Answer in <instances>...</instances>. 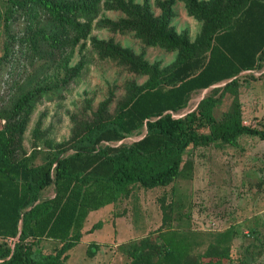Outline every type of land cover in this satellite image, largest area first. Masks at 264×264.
Instances as JSON below:
<instances>
[{
    "label": "rangeland",
    "instance_id": "obj_1",
    "mask_svg": "<svg viewBox=\"0 0 264 264\" xmlns=\"http://www.w3.org/2000/svg\"><path fill=\"white\" fill-rule=\"evenodd\" d=\"M52 1L96 4L98 16L90 31L77 36L69 23H62L34 0H0L6 23L0 29V131L24 122V133L20 137L14 134V156H37L33 164L69 146L95 124L113 118L137 88L151 81L153 73H141V67L135 68L137 63L114 59L112 51L130 53L154 73L169 69L180 59L179 49H169L130 27L129 22L135 21L130 14L134 9H147L155 17L169 13V26L187 36L200 49L197 53L204 50L200 46L203 22L190 13L185 0ZM77 21L88 28L87 20ZM110 46L114 48L108 50ZM75 70H79L77 74ZM239 85L243 124L264 129V65L243 72ZM31 92L36 95L28 113L16 114L18 100ZM208 93L209 89L199 91L187 107L171 111L175 120H186L183 130L194 126L199 133L211 134L210 124L190 122ZM219 94L214 115L222 123L235 104V95L229 91ZM147 131L145 126L117 144H130ZM184 158L182 172L171 185L145 188L135 184L129 196L93 211L88 224L103 222L93 229L103 241L96 238L94 244L76 245L70 251L69 264H137L136 251L149 254L150 249H158L143 240L150 237L155 242L158 230L169 226L203 233L232 226L235 237L227 264H264V140L243 135L235 144L198 143L188 148ZM205 239L207 243L192 259L206 252L209 237ZM6 243L14 246L12 241ZM89 249L98 254L89 255ZM152 254L141 264H149Z\"/></svg>",
    "mask_w": 264,
    "mask_h": 264
},
{
    "label": "trees",
    "instance_id": "obj_2",
    "mask_svg": "<svg viewBox=\"0 0 264 264\" xmlns=\"http://www.w3.org/2000/svg\"><path fill=\"white\" fill-rule=\"evenodd\" d=\"M185 1L190 13L203 22L200 46L204 50L197 53L200 49L189 43L187 36L178 35L169 26V13L155 17L147 9H134L130 14L135 21L129 22L130 27L169 49H179L180 59L169 69L154 73L130 53L112 51L114 59L137 63L135 68L141 67V73H153L151 81L137 88L113 118L95 124L69 146L58 148L54 155L48 153L45 161L37 164L32 162L37 156H14V134L20 137L24 133V122L9 124L0 131V264H69V251L81 242L91 211L129 196L135 184L145 188L171 185L182 172L189 147L216 141L235 144L243 135L264 140V129L243 124L238 100L240 75L264 65V0ZM34 2L62 23H69L77 36L88 33L98 16L94 3ZM78 18L87 20L88 28ZM2 25L6 23L0 10V29ZM223 82V87L216 86ZM207 89L198 115L190 122L210 124L211 134L199 133L194 126L183 130L186 120H175L171 111L187 107L195 93ZM226 91L235 95V104L221 123L216 121L214 109L220 100L218 93ZM35 95L21 96L16 114H27ZM145 126L148 131L141 139L117 144ZM102 225L100 221L94 228ZM157 236L159 241L153 242L150 237L143 240L158 249H150L149 254L136 251L137 264L149 258L152 250L155 253L149 264H227L235 229L231 226L203 233L169 226L160 228ZM206 236V252L192 259L207 243ZM16 238L14 247L6 243ZM42 239L59 241L62 246L55 253H45L38 246ZM88 254L96 253L89 249ZM154 256L158 260L153 261Z\"/></svg>",
    "mask_w": 264,
    "mask_h": 264
},
{
    "label": "crops",
    "instance_id": "obj_3",
    "mask_svg": "<svg viewBox=\"0 0 264 264\" xmlns=\"http://www.w3.org/2000/svg\"><path fill=\"white\" fill-rule=\"evenodd\" d=\"M101 209V208H100ZM99 210V209H98ZM93 211L90 212L86 222H85V227L83 229V237H82V240L80 243H87L88 245L89 244H94L93 241H97V235L95 234V231L93 230L94 229V225L90 226L88 224V220H89V217L90 215L92 214ZM21 224H22V221H21ZM20 224V225H21ZM102 229V228H101ZM116 233V232H115ZM96 235V236H95ZM114 237H116V234H114ZM97 238V239H96ZM1 240V239H0ZM17 238L16 239H9L8 241H12L15 245V242H16ZM99 241H103L101 238L98 239ZM79 243V244H80ZM95 244H98L100 245V242H96ZM38 246L45 252V253H55L56 250L58 248H60L62 246V243L59 242V241H54V240H51V239H42L38 242ZM14 247V246H13ZM74 248V247H73ZM72 248V249H73ZM71 249V250H72ZM70 250V251H71ZM69 251V255H71V252ZM98 253H96L94 256H96Z\"/></svg>",
    "mask_w": 264,
    "mask_h": 264
}]
</instances>
